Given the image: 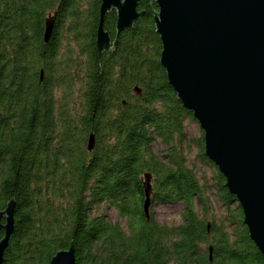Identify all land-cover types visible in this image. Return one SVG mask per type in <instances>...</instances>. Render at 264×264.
<instances>
[{
	"label": "trees",
	"instance_id": "16d2710c",
	"mask_svg": "<svg viewBox=\"0 0 264 264\" xmlns=\"http://www.w3.org/2000/svg\"><path fill=\"white\" fill-rule=\"evenodd\" d=\"M99 3L0 0V210L14 201L1 264H48L70 242L75 264H264L234 195L203 154L202 133L186 137L184 120H195L158 63L155 2L140 0L142 15L118 33L111 52L97 54ZM114 25L111 11L103 19L111 38ZM62 40L72 42V53ZM154 142L164 154L153 153ZM191 142L213 169L208 179L188 163ZM144 172L152 176L150 201L181 205L180 223L145 220ZM212 194L217 216L208 213ZM105 207L126 219L125 231L99 212Z\"/></svg>",
	"mask_w": 264,
	"mask_h": 264
},
{
	"label": "water",
	"instance_id": "95a60500",
	"mask_svg": "<svg viewBox=\"0 0 264 264\" xmlns=\"http://www.w3.org/2000/svg\"><path fill=\"white\" fill-rule=\"evenodd\" d=\"M139 1L100 0L94 38L97 54L111 52L118 33L130 29L142 15L143 10L136 9ZM153 1L158 63L176 100L201 130L203 154L234 195L248 237L264 258V0ZM111 11L115 14L112 41L103 29V19ZM55 16L52 11L44 17V43ZM131 92L139 95L141 89L133 86ZM93 146L89 133L87 151ZM142 175V213L148 221L150 174ZM13 208L11 198L0 210V264L13 230ZM211 248L208 245L209 261ZM48 264H75L71 242L57 250Z\"/></svg>",
	"mask_w": 264,
	"mask_h": 264
},
{
	"label": "rangeland",
	"instance_id": "374dc122",
	"mask_svg": "<svg viewBox=\"0 0 264 264\" xmlns=\"http://www.w3.org/2000/svg\"><path fill=\"white\" fill-rule=\"evenodd\" d=\"M60 38L67 39L68 37L63 31L60 30ZM61 42L63 45V50H70V53H72V50H74L72 42L68 40L67 41L62 40ZM183 124L187 138H191L193 140L200 135L201 130L199 129L196 121L186 119L184 120ZM152 149L154 154L160 155L165 153L163 144L160 145L159 143L154 142ZM184 154H186L188 163L194 164L196 176H201V178L205 177L206 179L211 177L213 169L211 168V166H209V164L201 163L199 157H197L198 149L192 142L189 144ZM140 178L141 180H144V176L142 174ZM151 182H152V176L150 175L149 178L150 185ZM216 199L217 198L214 194L210 196L211 204L208 211L210 215L215 213V216H217L218 214H220L219 211L221 210V208L218 206ZM147 211H148V216L149 217L151 216V218L154 221H156L158 224H165L166 226H171L181 222L182 206L179 204L165 205V204H157L150 201ZM99 212H102L104 216H106L110 221L116 223L119 226V228H121L124 231L126 230L125 228L126 219L118 216L113 208L105 207L102 208ZM203 247H204L203 245L200 246L201 249Z\"/></svg>",
	"mask_w": 264,
	"mask_h": 264
},
{
	"label": "flooded vegetation",
	"instance_id": "af4514ba",
	"mask_svg": "<svg viewBox=\"0 0 264 264\" xmlns=\"http://www.w3.org/2000/svg\"><path fill=\"white\" fill-rule=\"evenodd\" d=\"M109 37H110V36H109ZM113 39H114V36H113V38L110 37V40H111V41H112Z\"/></svg>",
	"mask_w": 264,
	"mask_h": 264
}]
</instances>
